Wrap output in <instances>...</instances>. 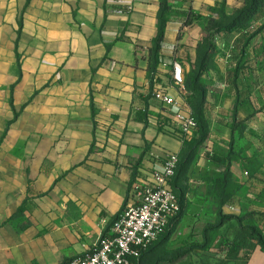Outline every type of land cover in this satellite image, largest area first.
<instances>
[{"label": "crops", "instance_id": "obj_1", "mask_svg": "<svg viewBox=\"0 0 264 264\" xmlns=\"http://www.w3.org/2000/svg\"><path fill=\"white\" fill-rule=\"evenodd\" d=\"M202 1L168 0L152 82L163 0H0V264L82 257L167 155L182 158L190 136L182 138L154 93L189 98V65L177 55L190 33L203 35L204 18L184 26ZM218 176L202 158L174 178L184 199L175 235L216 206L209 193ZM247 264H264L259 247Z\"/></svg>", "mask_w": 264, "mask_h": 264}, {"label": "rangeland", "instance_id": "obj_2", "mask_svg": "<svg viewBox=\"0 0 264 264\" xmlns=\"http://www.w3.org/2000/svg\"><path fill=\"white\" fill-rule=\"evenodd\" d=\"M211 1L212 6L210 2L206 5V0H203L201 14L192 15L193 22L197 17L204 18L203 35L200 37L197 31L190 33L189 41L183 44L177 55L179 63L189 65V73L185 76V82L189 79V84L192 83L190 77L198 71L203 58L204 40L208 35L204 29H209L208 20L214 19L220 25H227L250 2ZM222 15L226 18L223 19ZM248 26L246 31L254 35L249 41L242 39L237 31L217 34L209 39L211 56L199 79V88L205 94L202 109L209 134L196 156V160L204 158L207 150L209 154L225 157L230 150L231 129L236 126V144L231 150L234 163L229 169L231 185H234V189L237 185H243V195L240 198L232 197L223 205L218 202H215L216 206L209 204L203 222L193 221L194 225L189 227L186 236L175 235V230L169 239L161 241L152 250V258L173 264H244L245 258L255 248L248 230L255 229L264 236V14L251 20ZM183 36L180 34L179 39ZM235 70L239 72L238 77L235 75L232 79ZM191 91L186 101H189V109L196 115L191 104L196 102L197 95ZM236 97L241 103L238 117L234 118ZM194 135H189V142H193ZM236 161L242 167L236 165ZM243 170L247 176H244ZM209 194L212 195V192ZM219 210L223 217H236L239 221L226 220L221 228L211 229L218 224Z\"/></svg>", "mask_w": 264, "mask_h": 264}, {"label": "built area", "instance_id": "obj_3", "mask_svg": "<svg viewBox=\"0 0 264 264\" xmlns=\"http://www.w3.org/2000/svg\"><path fill=\"white\" fill-rule=\"evenodd\" d=\"M154 98L181 135L188 136L196 130L195 116L185 103L163 91L155 93ZM178 163L177 155H167L162 170L153 173L152 182L133 189L131 202L113 222L109 235L82 257L62 264H139L179 211L171 188Z\"/></svg>", "mask_w": 264, "mask_h": 264}, {"label": "trees", "instance_id": "obj_4", "mask_svg": "<svg viewBox=\"0 0 264 264\" xmlns=\"http://www.w3.org/2000/svg\"><path fill=\"white\" fill-rule=\"evenodd\" d=\"M168 0H163L161 4V13L159 16V31H158V36L156 40L153 43L152 48L149 51V72L151 74V81L153 82L154 76L157 73V69L159 66V55L162 51L164 39H165V28L167 25L168 20L166 19L167 15L171 13V8L168 7ZM224 6V5H223ZM264 14V0H250L249 6L242 11H240L236 17H234L232 20L229 21L227 25H220V23L214 19L208 20V25L209 29L205 31L204 33H208L206 36L207 38L204 40V47H203V58L200 63L199 69L196 73H194L190 79H191V84H189V79L187 82H185V90L189 94V90H192L191 93L197 95L196 102L194 104H191L194 108V111L196 112L195 119L197 123L196 130L193 132L194 138L193 142H189L187 146H185V149L183 151V156L180 159L179 158V163L177 166V173L175 176V179L177 177H180L186 173L188 168L193 165L194 161L196 160L197 152L201 148L202 145H204L207 140H208V134H209V129L208 126L205 125L204 123V111H203V106H204V92L202 89L199 88V79L201 78L203 72H204V67L206 65L207 59L211 56V46L209 39H212L215 35L221 34V33H230L232 31H237L240 32L242 39H246V41L251 40L254 38V35H249V33L246 31V29L249 27V22L253 19L259 18L261 15ZM223 19H225V15H222ZM197 20V19H196ZM200 20V18H199ZM193 24V19L192 16L186 15V22L184 23L185 27H190ZM238 73L236 70L232 74L231 78L234 79L235 75L238 77ZM155 81V80H154ZM155 95V93H154ZM238 97H236V101L234 104V118L238 117L239 114V105L240 101L238 102ZM187 104L189 105V101H187ZM235 122V121H234ZM203 125V126H202ZM236 126H233L231 129V141H230V150L229 153L225 157H220V156H215L211 155L208 153L204 154V158L211 163L214 167L217 168L219 171V176L214 179L213 182V187L211 189V192H214L215 199L218 202L219 205H223L224 203H228L232 197H236L237 195L244 190L243 185H237L236 188L234 189V185H231L232 179H231V172H230V165L232 164L233 160L231 159L232 156V148L236 144V140L234 137V132H235ZM182 138H185L187 136L182 135ZM239 162V161H236ZM234 163V162H233ZM174 179V180H175ZM174 183V181H173ZM172 183V186H173ZM171 186V188H172ZM173 190V188H172ZM174 191V190H173ZM174 193L177 196L178 199V204H179V211L178 213L172 218L170 221L168 228L166 232L158 239L157 242H155L151 248L145 252L141 259L139 264H173L171 261H165L164 259L160 258H152L150 256V253L152 250L161 242V241H166L169 239L172 235L173 232L176 230L178 224L181 222L182 217L184 216V199L183 196L177 194L175 191ZM218 224L211 229H218L221 228L224 225V222L226 220H237L239 221L236 217H223L222 211L219 210L218 215ZM249 231V239L252 240L255 243V248L259 247L261 251L264 253V236H262L257 230L255 229H250ZM254 248V249H255ZM253 249V250H254ZM252 250V252H253ZM240 249L237 250L236 256L239 255ZM248 255L245 260L244 264H247L250 256L252 254Z\"/></svg>", "mask_w": 264, "mask_h": 264}]
</instances>
